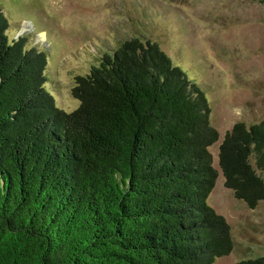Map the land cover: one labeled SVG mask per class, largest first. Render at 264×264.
<instances>
[{"label":"trees","instance_id":"trees-1","mask_svg":"<svg viewBox=\"0 0 264 264\" xmlns=\"http://www.w3.org/2000/svg\"><path fill=\"white\" fill-rule=\"evenodd\" d=\"M9 24L0 8V264H214L229 255L231 227L208 204L220 135L201 87L158 43L133 38L76 76L79 107L66 112L49 90L45 53L13 38ZM218 158L226 188L257 208L264 120L236 123Z\"/></svg>","mask_w":264,"mask_h":264},{"label":"rangeland","instance_id":"rangeland-1","mask_svg":"<svg viewBox=\"0 0 264 264\" xmlns=\"http://www.w3.org/2000/svg\"><path fill=\"white\" fill-rule=\"evenodd\" d=\"M13 38L47 57L49 90L66 112L79 107L75 78L133 38L148 39L206 93L220 139L208 204L231 227L232 252L214 264L264 257V201L250 209L225 186L219 147L238 122L264 120V4L254 0H0ZM28 30L20 34L23 25ZM17 31V32H16ZM43 32L45 41L38 40ZM261 176L263 173L259 172Z\"/></svg>","mask_w":264,"mask_h":264},{"label":"bare ground","instance_id":"bare-ground-1","mask_svg":"<svg viewBox=\"0 0 264 264\" xmlns=\"http://www.w3.org/2000/svg\"><path fill=\"white\" fill-rule=\"evenodd\" d=\"M27 30H28V25L27 24L23 25L22 29L20 30V34L27 32ZM45 37H46V35L43 32H40L37 34L38 40L45 41Z\"/></svg>","mask_w":264,"mask_h":264}]
</instances>
